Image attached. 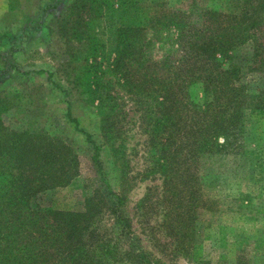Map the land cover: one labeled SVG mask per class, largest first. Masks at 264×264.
I'll list each match as a JSON object with an SVG mask.
<instances>
[{"label":"trees","instance_id":"obj_1","mask_svg":"<svg viewBox=\"0 0 264 264\" xmlns=\"http://www.w3.org/2000/svg\"><path fill=\"white\" fill-rule=\"evenodd\" d=\"M204 2L71 0L57 17L65 40L70 25L86 43L84 73L70 72L78 69L70 60L61 64L70 90L85 82L83 93L115 101L107 91L115 81L134 102L150 169L174 201L176 228H188L189 236L199 210H216L209 192L244 172L245 123L264 115V0H234L228 11ZM9 111L0 96V264H112L125 257L161 264L137 246L120 194L108 183L85 198L83 210L38 204L40 193L78 174L77 148L12 126ZM111 114L118 117L116 109ZM112 123L101 129L116 133ZM84 134L102 172L98 145ZM104 208L109 229L98 221Z\"/></svg>","mask_w":264,"mask_h":264},{"label":"rangeland","instance_id":"obj_2","mask_svg":"<svg viewBox=\"0 0 264 264\" xmlns=\"http://www.w3.org/2000/svg\"><path fill=\"white\" fill-rule=\"evenodd\" d=\"M70 1L0 0V96L11 110L7 123L64 138L78 152V174L67 185L40 193L38 204L83 210L85 198L108 183L120 194L137 246L161 264H264V115H250L245 123L244 172L209 192L216 210H199L191 236L188 228L179 231L174 201L162 191L159 173L150 169L134 102L115 81L107 88L118 97L115 101L83 93L89 89L85 82L70 90L65 62L78 68H69L73 74L89 63L86 43L73 37L70 25L66 40L59 29L57 17ZM204 1L218 10L236 9L234 0ZM115 109L118 117L111 114ZM111 122H117L116 133L101 129ZM84 132L98 145L102 172L91 160ZM102 212L98 221L109 229L112 218L105 208ZM119 247L125 250L129 242ZM112 264L142 263L125 257Z\"/></svg>","mask_w":264,"mask_h":264}]
</instances>
